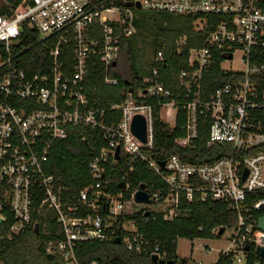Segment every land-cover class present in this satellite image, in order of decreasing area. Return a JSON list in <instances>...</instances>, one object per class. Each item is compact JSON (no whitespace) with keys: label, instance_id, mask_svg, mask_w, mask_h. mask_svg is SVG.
Instances as JSON below:
<instances>
[{"label":"built area","instance_id":"1","mask_svg":"<svg viewBox=\"0 0 264 264\" xmlns=\"http://www.w3.org/2000/svg\"><path fill=\"white\" fill-rule=\"evenodd\" d=\"M137 11L192 17L198 37L192 44L187 38L164 44L141 86L100 108L87 93L89 77L103 73L105 85H118L109 74L122 39L138 32ZM167 54H187L186 68L172 85L162 77L163 70L172 71ZM216 67L229 81L209 93L207 76ZM156 114L172 129L183 117L179 147L195 150L207 127V145L227 146V155L202 163L179 155L157 161L149 155ZM171 114L174 126L163 118ZM136 115L146 121V143L132 131ZM96 131L106 145L89 162V183L58 185L45 171L54 144L73 136L87 141ZM125 158L158 177L163 187L147 186L152 200L147 207L169 206L165 221L180 214L182 200L225 204L236 222L212 230L217 239L231 230L219 257L231 255L234 264H246L254 251L256 264H264L258 251L264 248L258 226L264 216V0H0V264L6 245L22 234L50 235L51 220L62 238L41 245L61 264H81L80 244L116 239L129 252L165 260L160 241L139 232L134 221L122 220L124 193L108 190V167Z\"/></svg>","mask_w":264,"mask_h":264},{"label":"trees","instance_id":"2","mask_svg":"<svg viewBox=\"0 0 264 264\" xmlns=\"http://www.w3.org/2000/svg\"><path fill=\"white\" fill-rule=\"evenodd\" d=\"M136 35L122 39L120 57L117 66L112 68L109 76L119 80L118 85H105L103 79L105 75H90V88L87 91L91 98L99 101L100 108L106 109L113 103H118L124 98L125 91L133 88L137 90L143 81L146 73L139 65V58L143 53V47L148 45L153 49L154 54L164 44L174 46L176 41L187 38L192 41L198 37L194 30V19L192 17L176 16L166 13H152L137 11ZM150 37V38H149ZM199 39V38H198ZM149 40V41H148ZM199 44V43H197ZM40 53L45 51L37 49ZM169 54V53H168ZM166 55L167 62L171 63V72L162 71V77L172 85L179 72L186 68L187 54L184 56ZM164 68V67H163ZM207 91L213 92L219 84L229 81V78L219 76L218 67L212 74L207 76ZM95 83H98L96 89ZM119 119L120 113L112 114ZM184 123L182 116L177 121V127L172 129L167 123L161 120L159 114L154 118V145L149 155L157 161H165L172 155H179L192 163H202L213 161L227 155L229 147L207 145V127L201 129L195 150H185L179 147L176 140L183 134L179 127ZM106 145L101 132H92L87 141H82L80 137L73 136L65 141H58L51 149L49 160L45 165L47 174L54 176L58 185H76L84 187L89 183V162L92 157L100 152ZM131 168L133 170L131 171ZM108 190L114 194L124 193L125 208L122 213V220L134 221L139 232L147 235L152 240L162 243V249L167 251L165 261H176V245L179 238L190 240L216 238L212 230L218 226L231 228L236 217L222 203L200 202L194 200L180 203V214L172 221H165L164 215L170 210L169 206L160 208H149L144 205H137L131 201V195L139 190L141 184L151 186L152 182L156 188L163 187L158 177L142 163H135L131 158H125L116 167H108L105 174ZM129 185L127 190L122 189L121 183ZM165 192V189H164ZM149 211V215H146ZM50 235L41 234L38 238L42 241L46 239L62 238L60 228L54 220L49 222ZM34 235L28 231L13 242L8 243L2 252L1 261L4 257L19 244ZM39 251L44 254L43 246ZM254 251L249 254L246 264H256L260 259L255 256ZM76 255L81 264H155L150 256L136 254L125 249L123 243L114 242H87L80 244L76 249ZM48 258V256H47ZM49 259V258H48ZM49 264H61L57 259H49ZM11 264H15L14 262ZM215 264H234L233 256H220Z\"/></svg>","mask_w":264,"mask_h":264},{"label":"rangeland","instance_id":"3","mask_svg":"<svg viewBox=\"0 0 264 264\" xmlns=\"http://www.w3.org/2000/svg\"><path fill=\"white\" fill-rule=\"evenodd\" d=\"M153 58V49H151L148 45L144 46L141 58H139V65L146 73L144 78H146L150 73ZM224 66L229 67L230 65L225 64ZM235 67L243 68V66L239 63H236ZM163 118L171 126H174V118L172 114L163 115ZM127 228L132 230L134 227L130 224ZM230 234L231 230H227L221 239L210 238L190 240L179 238L176 245L177 259H186L189 263L215 264L219 258L220 251L227 247ZM40 245L41 241L38 236L31 235L24 243L19 244V246L6 254L4 261L9 264H11V262H14L15 264H49L50 262L47 256L40 254ZM207 248L210 250H207Z\"/></svg>","mask_w":264,"mask_h":264},{"label":"water","instance_id":"4","mask_svg":"<svg viewBox=\"0 0 264 264\" xmlns=\"http://www.w3.org/2000/svg\"><path fill=\"white\" fill-rule=\"evenodd\" d=\"M128 7H132V3H128L127 4ZM137 7L139 8V5H137ZM113 66H116V63L113 64ZM130 91H132V89H130ZM132 131L133 133L144 143H146L147 141V126H146V121L144 119L143 116L141 115H136L133 119L132 122ZM116 159L120 160V156H119V148L117 149V153H116ZM162 166H164V163H161ZM246 174L244 176V179L246 178ZM121 187L122 189H126V183L122 182L121 183ZM147 189V185L146 184H141L139 187V190L136 191L135 195H134V202L138 205H144V206H149L152 204V200L149 197V194L146 191ZM149 211H147L146 215H149ZM259 228L264 230V216H262L259 219V224H258ZM225 229L221 228L219 235H222L224 233ZM36 234H39V230H38V226H36V230H35ZM117 243H120V239H116ZM249 248L247 247L246 250H248ZM259 254L260 256L264 259V248H259ZM49 259H53L54 256L53 255H48ZM152 261L155 264H203V263H189L186 259H181L178 263H175L174 261H165V260H159L157 256H153L152 257Z\"/></svg>","mask_w":264,"mask_h":264},{"label":"flooded vegetation","instance_id":"5","mask_svg":"<svg viewBox=\"0 0 264 264\" xmlns=\"http://www.w3.org/2000/svg\"><path fill=\"white\" fill-rule=\"evenodd\" d=\"M179 261H180V260L177 259V260L175 261V263H178Z\"/></svg>","mask_w":264,"mask_h":264}]
</instances>
